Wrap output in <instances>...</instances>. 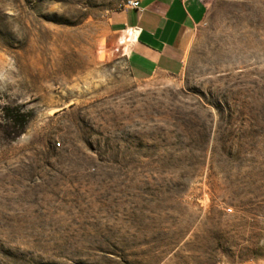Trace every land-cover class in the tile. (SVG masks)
I'll list each match as a JSON object with an SVG mask.
<instances>
[{
	"label": "rangeland",
	"instance_id": "obj_1",
	"mask_svg": "<svg viewBox=\"0 0 264 264\" xmlns=\"http://www.w3.org/2000/svg\"><path fill=\"white\" fill-rule=\"evenodd\" d=\"M202 1L139 82L126 0H0V264H264V0Z\"/></svg>",
	"mask_w": 264,
	"mask_h": 264
},
{
	"label": "crops",
	"instance_id": "obj_2",
	"mask_svg": "<svg viewBox=\"0 0 264 264\" xmlns=\"http://www.w3.org/2000/svg\"><path fill=\"white\" fill-rule=\"evenodd\" d=\"M206 14L202 0H141L139 11L116 18L118 32L131 34L125 56L132 77L144 82L159 73L182 74Z\"/></svg>",
	"mask_w": 264,
	"mask_h": 264
},
{
	"label": "built area",
	"instance_id": "obj_3",
	"mask_svg": "<svg viewBox=\"0 0 264 264\" xmlns=\"http://www.w3.org/2000/svg\"><path fill=\"white\" fill-rule=\"evenodd\" d=\"M125 9L127 11H139L141 9V0H126ZM232 211V209H229L230 213Z\"/></svg>",
	"mask_w": 264,
	"mask_h": 264
}]
</instances>
